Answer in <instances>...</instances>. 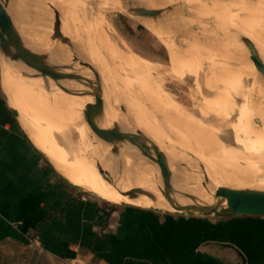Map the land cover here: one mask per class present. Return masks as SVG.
<instances>
[{
    "label": "rangeland",
    "instance_id": "1",
    "mask_svg": "<svg viewBox=\"0 0 264 264\" xmlns=\"http://www.w3.org/2000/svg\"><path fill=\"white\" fill-rule=\"evenodd\" d=\"M51 1L42 0L41 3L39 0L41 9L47 7L46 17L53 22L55 10L59 17L71 22L64 13L67 8H59L56 4L55 7ZM136 1L139 4L140 0ZM236 1V9L230 11L228 0H224L219 17H216L217 0L208 16L201 15L192 4L173 2L155 8L164 10L162 21L165 22L166 18V22L171 20L184 29L182 32L171 30L174 33H167L171 43L166 44L138 22L140 17L133 18L136 16L114 7L115 3L123 0H61L64 6L71 7L75 27L82 32V38L98 65L106 97L114 100L117 112L125 116L120 110L123 106L136 127L163 151L166 150V154L170 151L171 155L167 156L176 173V176L173 174L174 185H200L184 181L193 176L189 171L178 168V162H185L199 172V163L206 171L231 172L234 179L225 184L241 185L252 180L264 182V6L261 0L258 6L247 0ZM141 5L147 7L143 2L138 6ZM167 8L170 10L167 11ZM34 12L36 15L39 13ZM43 20L46 21V18ZM183 23L185 26L182 27ZM247 44L257 53L250 54ZM75 47L78 51L84 48L80 47L77 37ZM5 67L0 59L1 92L5 89ZM8 71L7 79L17 75L11 69ZM39 80L44 85L43 91L40 96L34 89L32 104L36 107L42 104L43 112H51L55 100L49 88L51 82L45 78ZM73 98L70 97L64 109L74 108ZM46 115L42 114L45 121ZM73 120L75 123L82 120V114L73 112ZM152 128H157L152 132H156L154 135L151 134ZM87 130L85 147L82 148L92 153L91 160L98 166L96 170L120 174L111 142L91 129ZM153 136L160 139L154 140ZM43 139L45 148H48L45 137ZM179 145L193 153L188 154V150L180 148L175 152L174 148ZM138 159L134 170L139 171L135 174L143 176L140 169L150 166L141 157L138 156ZM177 169L179 173L175 172ZM152 170L157 171L154 167ZM177 174L181 175L178 177ZM57 175L62 177L58 172ZM218 185L223 184L211 186ZM78 192L104 205L122 207L107 203L90 192H82L81 189Z\"/></svg>",
    "mask_w": 264,
    "mask_h": 264
},
{
    "label": "crops",
    "instance_id": "2",
    "mask_svg": "<svg viewBox=\"0 0 264 264\" xmlns=\"http://www.w3.org/2000/svg\"><path fill=\"white\" fill-rule=\"evenodd\" d=\"M8 107L0 91V264H264V218L104 205L64 185Z\"/></svg>",
    "mask_w": 264,
    "mask_h": 264
},
{
    "label": "bare ground",
    "instance_id": "3",
    "mask_svg": "<svg viewBox=\"0 0 264 264\" xmlns=\"http://www.w3.org/2000/svg\"><path fill=\"white\" fill-rule=\"evenodd\" d=\"M215 1L216 0H209V1L207 0H140V2H143L147 7H149V9L161 8L160 5L163 6L162 4L165 3L172 4L173 2L175 4H182V5L192 4L193 7H195V9L199 11L201 15H207V16L210 12L213 11L215 6ZM223 1L224 0H217L216 17L220 16V13L224 7ZM247 1L248 3L250 2L256 3L257 6L260 5L259 0H247ZM140 2L138 4L136 0H123V2L115 3L114 7H116L120 11L126 12V8L129 5H135L136 3L140 5ZM50 3L54 5L56 4L59 8L66 7L67 10H64V13L68 15L70 20H72L71 21L72 24H74L72 10L69 5L65 4L64 6L61 0H52ZM152 3L155 4L152 5ZM261 3L264 6V0H261ZM39 5H40L39 0H35L34 2L31 1V3L30 0H13V3L10 6V14L12 16V19L15 25L18 27L27 46L36 53L48 55L49 61L52 62L53 64L66 66L67 69L65 70V72L67 73L80 72L78 70L76 63L73 61L74 55L76 56L79 55L80 57L85 59L87 62H89L92 65V67L97 72H99L98 65L93 60V55L89 51L90 49L86 46V43L82 38V32L76 29L75 24L74 27L72 28V24L70 21H66L64 20L65 18L60 17L61 19L60 32L63 36H65L70 40L73 46L72 51L69 48H67L65 45H61L57 41L49 40V36L50 34H52L53 22L50 17L48 16L46 17L45 15L46 14L45 9L47 7L45 9H41L43 7L40 8ZM236 6H237L236 0H228V9L230 11H233V8L236 9ZM185 7H189V6H185ZM34 10L39 12L38 15H36ZM239 10L241 11V9ZM199 13H197L198 16ZM47 14L50 13L47 11ZM38 16L39 17L41 16L40 18L42 19V21L39 19ZM44 17L46 18V21L43 20ZM133 18H137V17H133ZM161 18L162 16L157 19L139 18L138 22L141 23L143 26H145L152 33H154V35L160 41H164L166 44H170L171 38L169 37V35H167V33H169L171 30L181 31L184 29L180 28V26H176V24L173 23V21L171 20L170 21L168 20L166 22L167 19L165 17H164L165 22L162 21ZM189 23L190 25H192L191 22ZM183 26H185L184 23L182 27ZM170 33H174V32H170ZM75 37H77V40L79 39L80 47H84L81 48L82 51L79 50L80 52L76 50ZM218 64H222L223 66L225 65L224 63H218ZM5 69L7 70L6 72L7 76L5 78L3 77L5 79V80L3 79L4 80L3 85L5 88L4 90L6 91L5 94L8 99V104L12 108L17 110L18 120L25 133L29 136L31 141L37 146L38 150L42 154H44L48 162L53 166L54 170H56V172H58L63 177L64 180H66L71 185L76 186L87 192H90L91 194L96 195L98 198L106 202H109L113 205L129 204L141 208H150V207L165 208L166 203L164 202L159 190L160 187L157 178V171L156 170L153 171L152 170L153 167L147 163L148 166L150 167L145 166V168L140 169L143 176L136 175L135 171H139V170H134V169L137 166V162L139 163V159H138V155L133 151H131L130 149L119 148L117 150H114L113 145L111 144V148L114 151L115 157L120 167V174L114 171L96 170L95 167L98 166L91 160L93 156L92 153L88 152L86 148H82L85 147V137L88 132L87 126L85 125L83 120H79L77 123H75L73 120V112L82 113L85 104L89 102L88 98L72 96L74 97L73 98V102H74L73 106L75 108V109L73 108L74 111L73 109H64L65 104H68L71 96L61 92L57 87H55V85L49 79L45 78L51 82L49 88L55 100L52 103L51 112L50 111L43 112L44 106L42 104L39 105L38 107L34 106L32 104V99H31L33 95L32 92L34 91V89L38 92L37 93L38 95L42 93L44 85L40 83L41 81L39 79L22 78L18 75H13L11 76L12 78L7 79L9 75V71L7 67H5ZM64 86L66 88H71L73 90H81L79 87L75 85H71L70 83H66V85L64 84ZM105 100L107 104V111H106L107 121L108 119H114L119 121L126 128L136 127L131 115L127 110H126L127 114L125 116H122L117 112V109H115L114 100L107 98L106 95H105ZM42 114L43 115L47 114L45 116L46 121L42 117ZM152 121H153L152 124H155L154 120ZM154 129L152 128L151 130V134L153 135L156 133V132L152 133ZM48 130L49 133L47 134ZM162 135L164 136V133ZM166 135L167 134H165L164 138H166ZM43 137H45V142H47L48 148L47 147L45 148V145L43 144L44 141ZM153 138L154 140L160 139L159 137L156 138V136H153ZM183 147L179 145L178 148H174L176 149L175 152L177 151V149L180 148L181 150L184 151L188 150V154L193 153L187 147L186 148ZM168 149H173V148H168ZM168 154H170L169 150L167 155ZM85 164H88L92 167H89ZM204 171L207 178L209 179L210 185L223 184L218 186H228L237 189L257 188V187L264 189V186L253 185V184H264V182H261L259 180H252L250 182L241 185L238 184L230 185L225 183H228L234 179V177H231L232 175L231 172L223 171V170H221L222 172L206 171V170ZM175 172L179 173L178 169ZM179 175L177 174L178 177ZM262 175L264 179V173ZM174 176H176V173L174 174ZM190 178L191 177L185 179L184 181L190 180L188 184L199 183V179L196 176H193L191 179ZM174 186L177 188V190L191 194L199 199H203V200L209 199V194L200 185H194V186L174 185ZM218 186H212V188L214 189ZM132 188H139L143 191L150 192L153 196L161 200V202L158 204H153L149 199L144 197L133 201L129 200L127 198V194ZM180 202L183 204L187 203L186 201H180Z\"/></svg>",
    "mask_w": 264,
    "mask_h": 264
},
{
    "label": "water",
    "instance_id": "4",
    "mask_svg": "<svg viewBox=\"0 0 264 264\" xmlns=\"http://www.w3.org/2000/svg\"><path fill=\"white\" fill-rule=\"evenodd\" d=\"M12 3L13 0H0V59L7 69H11L22 78H47L66 95L88 98L89 102L85 104L81 113L82 120L87 128L110 141L114 150L128 148L146 163L157 169L159 190L166 203L165 208H141L129 204L121 206L182 218L211 220L264 218V189H237L228 186H218L213 189L201 163H199L201 172L191 169L185 162H178L176 166L184 171H189L191 176L202 178L199 183L209 194V199H199L191 194L177 190L173 182L174 173L172 169L174 167L160 146L137 127L126 128L117 120L107 121V104L103 81L99 72L85 59L79 55H74L73 61L80 72L67 73L65 72L66 66L53 64L49 61L48 55L31 50L12 19L10 14ZM166 10L169 11L170 8ZM163 11L162 9H147L138 5H129L126 8V12L130 15L149 19H157L162 16ZM60 24L59 14L54 11L52 34H50L49 40L57 41L72 51L73 46L70 40L60 32ZM246 47L250 54L257 53L251 45L247 44ZM66 83L75 85L81 90L66 88L64 86ZM2 93L8 103L5 90H2ZM8 108L13 117L19 122L17 110L10 105ZM120 110L125 115L127 114L123 106ZM39 153L47 160L44 154L40 151ZM71 186L80 190L76 186ZM82 192L89 193L85 190H82ZM142 197L149 199L153 204L161 202L150 192L139 188H132L127 194V198L132 201ZM180 201H186L187 203L183 204Z\"/></svg>",
    "mask_w": 264,
    "mask_h": 264
},
{
    "label": "trees",
    "instance_id": "5",
    "mask_svg": "<svg viewBox=\"0 0 264 264\" xmlns=\"http://www.w3.org/2000/svg\"><path fill=\"white\" fill-rule=\"evenodd\" d=\"M52 169V168H51ZM64 185L66 186V187H68L69 189H71L72 191H77V189H75V188H73L71 185H69V183L68 182H66L65 180H64ZM115 206H111V208H114Z\"/></svg>",
    "mask_w": 264,
    "mask_h": 264
},
{
    "label": "built area",
    "instance_id": "6",
    "mask_svg": "<svg viewBox=\"0 0 264 264\" xmlns=\"http://www.w3.org/2000/svg\"><path fill=\"white\" fill-rule=\"evenodd\" d=\"M66 264H84V263L79 260H70Z\"/></svg>",
    "mask_w": 264,
    "mask_h": 264
}]
</instances>
